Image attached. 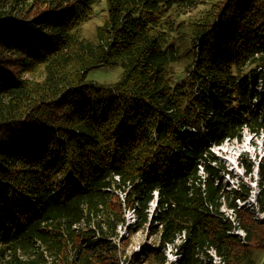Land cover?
Listing matches in <instances>:
<instances>
[{
  "label": "trees",
  "instance_id": "trees-1",
  "mask_svg": "<svg viewBox=\"0 0 264 264\" xmlns=\"http://www.w3.org/2000/svg\"><path fill=\"white\" fill-rule=\"evenodd\" d=\"M260 79L264 0H0V264H126L147 222L148 264H264V157L255 207L212 150L264 146Z\"/></svg>",
  "mask_w": 264,
  "mask_h": 264
},
{
  "label": "rangeland",
  "instance_id": "rangeland-1",
  "mask_svg": "<svg viewBox=\"0 0 264 264\" xmlns=\"http://www.w3.org/2000/svg\"><path fill=\"white\" fill-rule=\"evenodd\" d=\"M104 22L105 17H102L101 14H98V16H94L84 28L86 37L89 38L93 35L95 36L96 26L101 25ZM122 71L123 68L120 64L103 63L101 65L92 67L88 71L87 76L88 79L94 81L112 83L117 81L121 77ZM259 85V101L262 99L264 102V81L260 79ZM257 104L258 103H256V105ZM256 108L260 110L261 105L256 106ZM261 110H263L264 112V106ZM212 150L222 159L226 167L229 170H232L235 175V177L226 175L224 185L227 188L235 187L237 185V182L239 181V178L242 177L245 182L251 186L252 194L249 199L250 202L256 207V192L257 188H259V185L257 186L259 180L256 173L252 174V178L250 176H247L245 173V168L242 167V163L247 159V157H249L252 161H254L255 168L258 169V162H260L262 157H264V146L262 138L254 135V133H251L248 130H245L241 139L226 141L221 146L212 147ZM148 213L151 217H153V215L155 214V212H152V210ZM255 214L259 218H261L263 215L259 210H256ZM128 220H134L133 216H131V218H129ZM151 230V228H147L139 232L134 231L133 233H129L125 228L119 229L120 235H122V242H124L122 260L125 261L126 264H138L132 259L130 255H132L134 252L141 251L144 244L152 246L155 244V241L157 242V239H159V233H155L156 235L152 234ZM176 253L177 249L173 245H170L167 249L169 258L176 259ZM140 256L142 259V254Z\"/></svg>",
  "mask_w": 264,
  "mask_h": 264
},
{
  "label": "bare ground",
  "instance_id": "bare-ground-1",
  "mask_svg": "<svg viewBox=\"0 0 264 264\" xmlns=\"http://www.w3.org/2000/svg\"><path fill=\"white\" fill-rule=\"evenodd\" d=\"M158 205H159L158 197H155L154 200L150 203V208L148 209V212H150L151 210H152V212H155L157 207H158ZM131 216H133L135 221L134 220H128L129 218H131ZM126 222H128V224H136L138 222L137 215H136V212L134 210H128L126 212ZM149 224L150 223L147 222L146 226L143 229L137 230L136 232L142 231V230L147 229V228H151V226ZM157 243H158V239H157V242L155 241V244H157ZM137 254L141 255V251L134 252L132 255H130L132 257V259L136 263H138V264H148L147 260H145V259H139V258L136 259L135 257H140V256H136ZM48 262L49 261H47L45 264H49ZM168 264H170V263H168Z\"/></svg>",
  "mask_w": 264,
  "mask_h": 264
}]
</instances>
